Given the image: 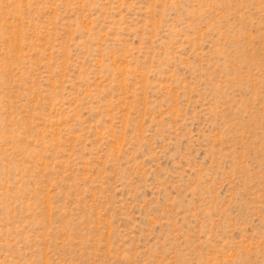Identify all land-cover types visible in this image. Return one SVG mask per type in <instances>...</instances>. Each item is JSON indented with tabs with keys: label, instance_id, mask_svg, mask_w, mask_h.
Returning <instances> with one entry per match:
<instances>
[{
	"label": "rangeland",
	"instance_id": "rangeland-1",
	"mask_svg": "<svg viewBox=\"0 0 264 264\" xmlns=\"http://www.w3.org/2000/svg\"><path fill=\"white\" fill-rule=\"evenodd\" d=\"M0 264H264V0H0Z\"/></svg>",
	"mask_w": 264,
	"mask_h": 264
}]
</instances>
